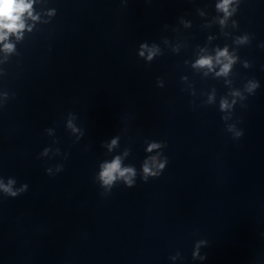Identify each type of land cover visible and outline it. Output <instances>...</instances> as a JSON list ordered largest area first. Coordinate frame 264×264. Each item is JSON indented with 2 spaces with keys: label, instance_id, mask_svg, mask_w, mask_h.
Returning <instances> with one entry per match:
<instances>
[{
  "label": "water",
  "instance_id": "95a60500",
  "mask_svg": "<svg viewBox=\"0 0 264 264\" xmlns=\"http://www.w3.org/2000/svg\"><path fill=\"white\" fill-rule=\"evenodd\" d=\"M220 2L32 0L3 30L0 181L26 189L0 264H264V0Z\"/></svg>",
  "mask_w": 264,
  "mask_h": 264
},
{
  "label": "clouds",
  "instance_id": "9594fccd",
  "mask_svg": "<svg viewBox=\"0 0 264 264\" xmlns=\"http://www.w3.org/2000/svg\"><path fill=\"white\" fill-rule=\"evenodd\" d=\"M232 3V0H221V2L217 5V8L224 12L225 16L230 15L229 5ZM32 0H0V41H4L6 39V34L3 30H7V33H18L22 30L25 25L21 21V17L26 11H29L31 8ZM31 15V12H29ZM142 48H146V45H142ZM4 48L6 51H10L12 49L11 44H5ZM155 53L152 50L148 52V59L151 60L152 56ZM140 55L143 56L144 52L141 51ZM221 58L228 61V63L223 64L221 71L219 74H226L231 66L232 58L229 56L227 49L221 50L217 53L216 62L220 63ZM197 65L200 67H208L212 68L213 58L212 57H202L197 61ZM257 85H250V89L255 88ZM222 108H227L229 105L227 102H223L221 105ZM242 133H237V135H241ZM116 141L113 140L112 144L115 145ZM160 147L159 144H151L149 145L148 151H152L154 148ZM156 158H152L153 165L163 169L164 163L156 164ZM144 172L150 175H158V173L152 172L151 168L146 163L144 166ZM134 170L132 168H122L121 161L119 157H116L111 163L105 164L100 172V179L103 181L104 185H111L118 178H122L125 183L129 186L132 185V176H134ZM147 179V176H145ZM14 180H9L7 184L0 181V190H2L6 195L10 197H17L19 194L25 191L26 185L22 186L20 189H13Z\"/></svg>",
  "mask_w": 264,
  "mask_h": 264
}]
</instances>
